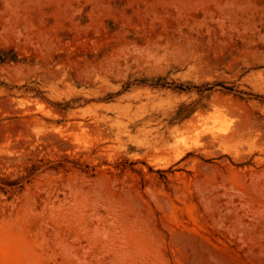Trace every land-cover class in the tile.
I'll return each mask as SVG.
<instances>
[{
    "label": "rangeland",
    "instance_id": "374dc122",
    "mask_svg": "<svg viewBox=\"0 0 264 264\" xmlns=\"http://www.w3.org/2000/svg\"><path fill=\"white\" fill-rule=\"evenodd\" d=\"M0 264H264V0H0Z\"/></svg>",
    "mask_w": 264,
    "mask_h": 264
}]
</instances>
